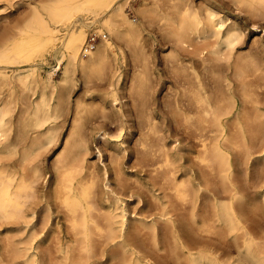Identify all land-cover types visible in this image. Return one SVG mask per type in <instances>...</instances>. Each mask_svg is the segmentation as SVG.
<instances>
[{
    "label": "bare ground",
    "instance_id": "obj_1",
    "mask_svg": "<svg viewBox=\"0 0 264 264\" xmlns=\"http://www.w3.org/2000/svg\"><path fill=\"white\" fill-rule=\"evenodd\" d=\"M160 1L153 0L138 13L147 27L157 22L171 44L168 64L181 88L172 104L183 116L185 133L194 140L191 146L201 168L198 179L175 178L178 157L171 152H179L180 143L177 147L158 143L160 128L150 97L153 63L146 49L145 24L126 17L127 0H52L44 13L35 9L24 28L0 43V223L7 224L0 264L49 263V255L36 252L42 238L33 244L10 237L26 231L33 237L44 234L53 206L64 216L75 244L61 250V264H88L95 254L94 237L117 250L103 264H158L160 241L172 264H264V227L252 229L243 209L247 205L249 210H259V201L247 202L235 184L237 166L247 183L254 179L264 185V52L255 49L235 58L233 50L243 36L237 24L217 17L210 7L198 9L192 0H163L166 11L161 10ZM229 1L251 17H264V0ZM79 12L87 13L80 19ZM92 32L99 33L103 41L85 55ZM48 49L53 64L42 74L48 60L39 55ZM126 50L137 61L129 86L135 95L132 108L138 121V155L149 157L154 167L160 154L165 167L161 171L169 175V190L184 224L176 226L168 217L162 238L154 222L146 226L139 221L138 227H131L122 201L109 197L113 190L108 188L106 169L99 174L95 165L87 163L91 137L106 142V132L100 130L112 121L117 109ZM58 72L56 81L53 76ZM78 72L84 84L92 78L107 81V92L97 102L71 99ZM249 76L255 79V88L245 90L238 103L234 81L243 82ZM209 80L223 84L222 88L211 86ZM61 137L62 148L47 177L44 155ZM123 150L116 145L109 152ZM259 154L261 160L253 157ZM255 161L261 163L253 165ZM158 169L154 167L153 173ZM102 180L104 191L98 192ZM261 198L264 203V191ZM145 229V240H150L156 258H149L142 242L133 237ZM201 234L234 241L236 259L229 247L220 250L215 244L200 245L195 237ZM77 243L83 256L73 255Z\"/></svg>",
    "mask_w": 264,
    "mask_h": 264
},
{
    "label": "rangeland",
    "instance_id": "obj_2",
    "mask_svg": "<svg viewBox=\"0 0 264 264\" xmlns=\"http://www.w3.org/2000/svg\"><path fill=\"white\" fill-rule=\"evenodd\" d=\"M51 1L52 0H0V43L10 35L16 34L19 29L24 28L28 22L27 19L30 20L36 10L44 13L45 7L48 6V3ZM152 2L153 0H127L123 10L129 20H137L144 22L145 24L146 21L141 18V15L138 12L142 6H150L152 5ZM191 2L200 10L210 7L218 14L217 17L228 18V22H233L238 25L243 33V36L241 41L236 44L233 50L235 58L244 57L248 53H252L255 49H259L260 52H264V17H251L238 9L229 0H192ZM160 6L162 11L167 10L166 4L163 0L160 1ZM86 13L87 12H79L78 16L81 14L79 18L81 19L82 15H86ZM94 34L100 37L95 46L97 47L103 39L99 33ZM144 35L147 38L146 49L150 52L151 61L153 63L152 72L154 73V82L150 97L156 107L157 121L160 128V132L157 136L159 139L158 143L160 145L168 144L166 145L168 147H177V143H180L178 146L182 145L180 146L181 150L179 152H171L174 156L178 157L176 158L177 160L174 164V176L178 180H186L191 177H195L197 180L201 168L196 161L197 152H195L194 147L192 148V146H194V140L189 134L185 133L188 130L185 129L186 124L184 123L183 116L174 108L172 104L175 94L179 92L181 88L175 80L176 73L170 69L168 64V58L171 54V44L168 43L167 39L163 36V32L159 30L157 22H154L151 27H147V24H145ZM253 41L254 43L256 42V44H254ZM50 55V49L39 55L43 57L45 56L48 60V63L41 71L42 74H44L53 64ZM136 62L137 61L133 55L126 50L124 52V63L120 66L122 76L120 85L117 87L119 95V102L116 106L117 109L114 110L115 114L112 121L107 122L100 130V133H103L104 131L106 132V142L102 138L95 137L96 135L91 137L87 163L92 166L95 165L94 167L98 170L99 174H102V170L106 169V179H108L107 185L111 191L113 190L112 194L109 193V197H117L122 201L124 209L126 208L125 212H127L126 216L130 221V226L134 228L138 227L139 221L144 222L146 226L154 222L158 235L162 238L167 229L165 219L168 217H172V219H174L176 226L183 227L184 224H182V218H180L181 213L177 210L176 201L171 195V190H169L172 185L169 175H167L168 173H163L165 170L161 171L165 168L163 167V162H161L162 157L160 154L157 157V165L154 167H158L159 172L155 174L152 171L154 167L152 166V162H150L149 157L142 159L137 152L139 134V132H137L138 121L132 108V96L135 97V95L134 90L130 89L129 86L130 77L136 71ZM156 74L157 76L155 77ZM59 76L60 72H58V74L56 73L53 78L58 81ZM254 80L255 79L253 77L249 76L243 79V82L234 81V95L238 100V103L242 100L241 94L245 92V90L249 91L250 89L255 88L256 81ZM76 81L75 87L70 90L72 100L85 99L86 101H89L93 99L97 102L98 97L107 92V81L105 79L98 80L96 78H92L84 84L82 77L78 72ZM231 81L233 82V79ZM209 82L210 85H214L213 87L215 88L220 87V85L222 88L223 84H220L218 81H215L214 84V81L212 80H209ZM89 83L91 84L89 85ZM66 127L68 126L66 125ZM120 128H123L121 132H119ZM65 133L66 129H64V135ZM187 135H189V137ZM187 137L188 139L186 140ZM62 142L63 138L61 137L58 145L44 155L45 167L48 172L47 177L51 174V162L55 155L61 150ZM116 145L117 147H120L121 145V149H125L123 150L124 152H109ZM188 147H191L190 149L192 152L188 151ZM97 150H100V152H97ZM253 157H259L261 160L260 154L253 155ZM254 163L253 165H257V163L261 162L255 161ZM117 168L118 171L116 170ZM239 169L240 167L237 168L236 166L235 184L242 190L247 202L259 201V210H249L247 205L243 207L247 213V221L250 227L256 231L261 227H264V203H262L261 198V192L264 191L262 190L264 189V185H261L259 182H255L253 178H251V180L253 179L252 181L247 183L240 175ZM116 171L118 172L117 175ZM123 175L125 178H123ZM97 189H99L97 190L98 192L104 191V180L99 182ZM55 209L56 206H53V213L49 219L50 223H48V230L44 234H36L33 237L29 231H26L20 236L10 237L11 241L22 240L33 244L42 238V246L40 249H37L36 252H39L41 255H43V252L45 255H49L50 261L48 264H61L63 262L60 254L61 250L75 247L72 238L73 236H71L67 230L68 223L62 213H56L55 211L57 209ZM6 226V223H0V254L2 256L5 253L4 247H6ZM36 230L39 232V226H36ZM141 232L142 233H139L138 235H136L135 233L137 232H135L133 235L134 239L142 242V249H144V253L146 252L150 254L148 256L149 258L151 256L156 258V251H154L150 240H145L144 237L148 235V229ZM201 235V237H195V241L200 245L208 246L210 244H215L220 247V250L230 248L233 250V260L236 259L234 253V241L227 242L224 238L214 235L210 236L206 234L207 237L205 234ZM93 241V252H95V254H93V257L91 258L92 260L90 259V264H100V262L103 264L112 252H117L115 247L111 248L109 245H104V243L101 242L102 240H98L96 237H94ZM159 247L162 249L157 253L160 256L159 259L156 260L158 261V264H172L173 261L169 257V252L161 241ZM73 255H77V257L83 256L78 243L77 250H73ZM151 259L154 260L153 258Z\"/></svg>",
    "mask_w": 264,
    "mask_h": 264
},
{
    "label": "built area",
    "instance_id": "obj_3",
    "mask_svg": "<svg viewBox=\"0 0 264 264\" xmlns=\"http://www.w3.org/2000/svg\"><path fill=\"white\" fill-rule=\"evenodd\" d=\"M100 37L94 33L89 34L87 43L84 47V54L86 55L89 51L93 50V48L96 46L98 40Z\"/></svg>",
    "mask_w": 264,
    "mask_h": 264
}]
</instances>
